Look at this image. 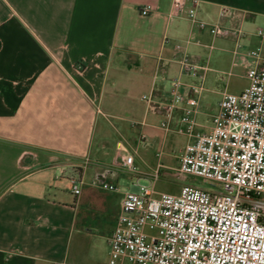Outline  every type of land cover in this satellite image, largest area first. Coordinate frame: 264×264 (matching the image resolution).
Returning <instances> with one entry per match:
<instances>
[{
    "label": "crops",
    "instance_id": "obj_1",
    "mask_svg": "<svg viewBox=\"0 0 264 264\" xmlns=\"http://www.w3.org/2000/svg\"><path fill=\"white\" fill-rule=\"evenodd\" d=\"M173 1L0 0V264H108L109 238L135 184L124 157L140 155L139 146L165 147L157 129L179 132L180 113L166 130L164 116L144 99L169 98L170 79L182 74L178 45L210 67L197 122L209 73L216 82L246 78L245 52L264 47L256 34L264 28V0H187L197 1L199 17L211 23L222 9L243 14L239 55L237 41L199 31L187 12L173 16ZM149 2L155 11L144 16ZM117 102L136 116V132L113 123L123 118ZM100 117L118 139L107 124L98 130ZM163 167L160 161L155 181ZM72 178H82L80 194Z\"/></svg>",
    "mask_w": 264,
    "mask_h": 264
},
{
    "label": "built area",
    "instance_id": "obj_2",
    "mask_svg": "<svg viewBox=\"0 0 264 264\" xmlns=\"http://www.w3.org/2000/svg\"><path fill=\"white\" fill-rule=\"evenodd\" d=\"M154 11L155 5L149 2L141 14ZM183 12L199 31H208L214 39L237 41L234 53L242 54L239 39L246 30L241 12L222 9L220 19L211 23L199 17L197 1L188 6L187 0H174L172 15ZM192 34L188 42L195 40ZM256 34L264 38V28ZM177 52L182 74L192 79L182 74L171 78L166 100L144 99L151 110L164 116L161 127L166 130L180 113L178 131L188 135L189 141L181 150L179 171L215 185H184L178 194L159 193L153 184H141L138 177V189L126 191L109 238L108 264H264V47L245 52L242 64L249 84L239 92L223 91L209 132L197 130L209 64L181 45ZM162 67L161 62L159 70ZM232 74L220 75L224 79ZM124 165L136 173L134 153L124 157ZM71 182L74 193L80 194L82 178ZM100 184L117 189L113 184Z\"/></svg>",
    "mask_w": 264,
    "mask_h": 264
},
{
    "label": "rangeland",
    "instance_id": "obj_3",
    "mask_svg": "<svg viewBox=\"0 0 264 264\" xmlns=\"http://www.w3.org/2000/svg\"><path fill=\"white\" fill-rule=\"evenodd\" d=\"M239 73H243L245 69L238 68L236 70ZM214 73H209L207 88L208 90L204 91L203 94V108L204 114H200L198 116L199 122V130L201 132H209L214 124V114L219 110V104L222 97V93L225 90L230 92H239L241 89L246 87L249 84V80L245 77H241L239 75L232 76L229 81L216 82L214 80ZM120 96H124V101H126L127 94L122 92ZM117 112L123 118L112 117V121L116 126L125 125L127 127L132 126L131 122L136 120V116L129 113L126 109H123L122 105L117 102ZM155 121H159L157 118ZM107 124L112 138L114 140L119 138V134L116 129L112 126V124L105 119L104 117H100L98 120V130L102 129V125ZM133 130L141 128V125H136L131 127ZM158 138L161 142L165 140V147L158 146L155 149L146 150L144 147L139 146V154L135 152V156L137 159L136 166L138 167L136 173H134V182L136 184L137 179L139 177V182L141 184L150 185L153 184L155 190L157 192H169L178 194L181 192V189L184 185H194L199 187H207L212 188L215 185V182L212 180L205 179L203 177L183 173L179 171L180 166V155L181 150L185 147L187 142L189 141L188 135L180 132L170 131L165 133L164 130L157 129L156 130ZM99 134V133H98ZM136 137L132 135V138H135L137 141L138 134H135ZM134 147H137L135 145ZM163 150V154L161 157L157 156V152ZM141 154H144V159H141ZM164 163L167 167L161 168L159 172V177L155 181L154 180V170L157 168L159 162ZM133 183L128 185L129 190H137L138 186Z\"/></svg>",
    "mask_w": 264,
    "mask_h": 264
}]
</instances>
